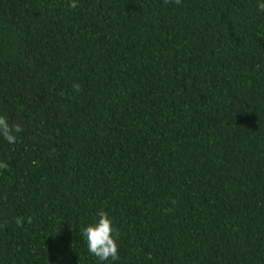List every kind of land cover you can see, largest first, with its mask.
Returning a JSON list of instances; mask_svg holds the SVG:
<instances>
[{"label":"trees","instance_id":"obj_1","mask_svg":"<svg viewBox=\"0 0 264 264\" xmlns=\"http://www.w3.org/2000/svg\"><path fill=\"white\" fill-rule=\"evenodd\" d=\"M69 3L0 0V264H264V0Z\"/></svg>","mask_w":264,"mask_h":264},{"label":"clouds","instance_id":"obj_2","mask_svg":"<svg viewBox=\"0 0 264 264\" xmlns=\"http://www.w3.org/2000/svg\"><path fill=\"white\" fill-rule=\"evenodd\" d=\"M181 0H175L176 4H180ZM69 6L75 8L77 5L75 0H70ZM261 11H264V3L258 4ZM75 91H80V86L74 84ZM23 129L20 124H10L5 116L0 115V136H2L9 144L17 142L16 134L22 132ZM35 164L36 162L33 161ZM7 164H0V168H7ZM27 222L32 223V216L27 218ZM16 223L23 226L24 218H17ZM115 229L113 221L108 214L101 210L98 213V220L96 223L87 226L82 230L83 236L86 238L88 251L90 254L97 257L100 261H107L109 259L115 261L119 259L118 244L113 236Z\"/></svg>","mask_w":264,"mask_h":264}]
</instances>
